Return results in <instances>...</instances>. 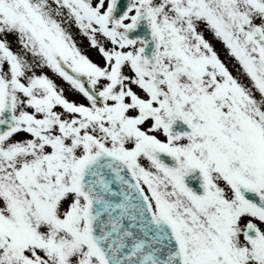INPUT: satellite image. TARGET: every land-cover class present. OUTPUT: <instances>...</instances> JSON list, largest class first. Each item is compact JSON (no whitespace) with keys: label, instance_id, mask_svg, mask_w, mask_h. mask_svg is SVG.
<instances>
[{"label":"snow or ice","instance_id":"obj_1","mask_svg":"<svg viewBox=\"0 0 264 264\" xmlns=\"http://www.w3.org/2000/svg\"><path fill=\"white\" fill-rule=\"evenodd\" d=\"M0 264H264V0H0Z\"/></svg>","mask_w":264,"mask_h":264},{"label":"rangeland","instance_id":"obj_2","mask_svg":"<svg viewBox=\"0 0 264 264\" xmlns=\"http://www.w3.org/2000/svg\"><path fill=\"white\" fill-rule=\"evenodd\" d=\"M80 39H85L84 37H79ZM217 47L220 49V54L224 57L227 58V50L225 48H223L218 42H217ZM96 54H94V58H95ZM59 79V78H58ZM61 83H63V81H61ZM77 98H79L77 96Z\"/></svg>","mask_w":264,"mask_h":264},{"label":"flooded vegetation","instance_id":"obj_3","mask_svg":"<svg viewBox=\"0 0 264 264\" xmlns=\"http://www.w3.org/2000/svg\"><path fill=\"white\" fill-rule=\"evenodd\" d=\"M95 53H93V56H94ZM222 56V55H221ZM223 57V56H222Z\"/></svg>","mask_w":264,"mask_h":264}]
</instances>
